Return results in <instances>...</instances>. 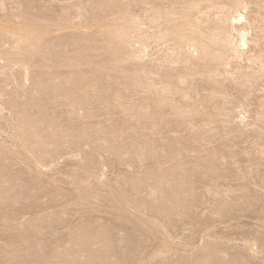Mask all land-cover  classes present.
<instances>
[{
    "label": "rangeland",
    "instance_id": "1",
    "mask_svg": "<svg viewBox=\"0 0 264 264\" xmlns=\"http://www.w3.org/2000/svg\"><path fill=\"white\" fill-rule=\"evenodd\" d=\"M0 264H264V0H0Z\"/></svg>",
    "mask_w": 264,
    "mask_h": 264
},
{
    "label": "bare ground",
    "instance_id": "2",
    "mask_svg": "<svg viewBox=\"0 0 264 264\" xmlns=\"http://www.w3.org/2000/svg\"><path fill=\"white\" fill-rule=\"evenodd\" d=\"M236 2V1H235Z\"/></svg>",
    "mask_w": 264,
    "mask_h": 264
}]
</instances>
